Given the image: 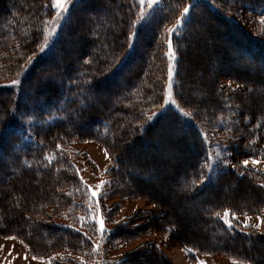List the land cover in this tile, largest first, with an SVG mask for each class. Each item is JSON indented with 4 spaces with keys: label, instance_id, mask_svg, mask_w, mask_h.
<instances>
[{
    "label": "trees",
    "instance_id": "trees-1",
    "mask_svg": "<svg viewBox=\"0 0 264 264\" xmlns=\"http://www.w3.org/2000/svg\"><path fill=\"white\" fill-rule=\"evenodd\" d=\"M56 16L54 0H0V236L50 264H159L153 233L175 236L191 258L264 264V230L233 217L264 215V173L241 164L264 159V84L256 81L264 78V0H160L153 11L140 0H76L50 39ZM212 36H225V46L210 45ZM207 44L211 58L192 66ZM229 116L242 151L214 174V131ZM167 129L191 147L187 171L173 176L198 216L195 234L169 217L148 188L153 168L138 164ZM89 141L112 163L101 195L87 181L100 173L80 148ZM135 147L141 152L129 157ZM242 183L254 199L232 198ZM139 199L153 209L119 215L121 202Z\"/></svg>",
    "mask_w": 264,
    "mask_h": 264
},
{
    "label": "rangeland",
    "instance_id": "rangeland-1",
    "mask_svg": "<svg viewBox=\"0 0 264 264\" xmlns=\"http://www.w3.org/2000/svg\"><path fill=\"white\" fill-rule=\"evenodd\" d=\"M75 1L76 0H66L64 7L62 9H57V16L51 22L50 27L47 30L48 37L50 39L56 34V31L60 27L70 5ZM159 1L160 0H144V3L146 4L148 11H153L159 4ZM186 14L188 15V12ZM222 26L223 25L219 23L214 25L213 29L217 31L222 28ZM205 32V30H202L201 32L198 31L197 34L201 35ZM190 38L194 40L196 39V35H193ZM225 42H227V38L225 36H221V38L218 36H212V44L210 45L213 47L225 46ZM197 50L207 51L208 53L210 52L208 44L205 46L201 45V48ZM210 55L211 53L192 61L191 65L201 66L206 64L207 60L211 58ZM226 71H228V69ZM210 79L211 77L209 78V81ZM252 79L254 78L252 77ZM256 81L264 84V78L259 80L256 79ZM204 84L207 86L205 82ZM112 85L113 81H109V83L104 84L103 87L99 89V97L101 98L100 100L102 105L106 104L108 98L113 94L114 90L111 88ZM208 90L209 89H207V91ZM169 97L171 96L169 95ZM169 97L167 99V103L169 101ZM236 123L237 120H235L233 116L222 118L219 121L217 130L214 131L217 136L213 141L211 149V163L213 170L211 173H220L223 170L226 159H230L232 161V159L239 157V154L237 153L240 149L233 142L234 135L231 133V129H233ZM86 125V122H81L79 123V128H85ZM160 136H163L165 140L161 144L159 142L158 146H156L155 150H153L151 154L148 152L145 153L144 158L138 164L142 166L147 165L148 167L151 166L153 168V171L150 172V176H153L156 179L150 184V186H148V188L153 190V196L156 198L161 196V198H159L164 205L163 207L165 208V212L169 213V217L179 218V226H182L184 230H192V234H195L201 230V225L198 222V216L190 209L191 205L185 200L183 201L178 196L176 192L175 177L173 176L176 169L187 171L189 163L193 161V159H191V147H187L184 143L185 139L180 138L179 133L172 129L161 131ZM80 148L84 149L88 153L89 157L94 161V164L97 165L98 170L100 171V173L98 172V175L95 174L92 176L87 174L90 192L98 195L106 193L110 181L109 178L107 179L101 175H104V172L111 167L112 163L104 148L93 141L82 144ZM141 150V148L135 147L132 151L128 152V155L130 157L135 155L137 152H141ZM244 161H248L249 163L245 165ZM255 161H259V163H255ZM241 164L245 167L264 173V159H256L252 157L249 159L243 158L241 160ZM230 165L231 164H229V166ZM228 188L231 189L230 184L228 185ZM223 194H229V192L224 190ZM231 195L232 198L237 200L240 199L242 202H248L256 197V194L253 193L252 190H250L244 183H242L241 186L239 185V189H234ZM121 205L122 207L119 212L120 216L132 215L139 209L152 210L154 207L153 204H150L149 201H145L144 199L131 202L123 201L121 202ZM14 216L17 217V214L15 213ZM233 217L238 219L242 225L253 226L257 227L259 230H264V223H262V221H264V215L249 216L234 214ZM148 238L151 241H154L156 245H159L158 248L161 253V259L163 257L165 260H161V263L159 264H167V262L171 264H249L248 262L235 260L221 255L210 256L194 253L193 257L195 258H191L192 251L185 248L177 240V238H175V236L168 237L159 233H153ZM152 259L154 262L152 264H157L156 262H159V259H156L155 257H152ZM50 261L51 260L38 259L29 256L27 248L17 238L0 236V264H50Z\"/></svg>",
    "mask_w": 264,
    "mask_h": 264
},
{
    "label": "snow or ice",
    "instance_id": "snow-or-ice-1",
    "mask_svg": "<svg viewBox=\"0 0 264 264\" xmlns=\"http://www.w3.org/2000/svg\"><path fill=\"white\" fill-rule=\"evenodd\" d=\"M66 3V0H54V7H56L57 9H62L64 7ZM140 3L143 4L144 0H140ZM188 9L185 8V12H187ZM171 75V73H170ZM249 162L248 161H244V164L247 165ZM255 163H259V161H255ZM93 195H95V193H93ZM217 215H219V213H217ZM227 215V213H226ZM262 223H264V221H262ZM229 227H231V223L229 222ZM100 231L101 233L104 232V227H103V221H100ZM157 247H159V245H157Z\"/></svg>",
    "mask_w": 264,
    "mask_h": 264
}]
</instances>
